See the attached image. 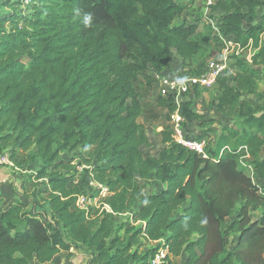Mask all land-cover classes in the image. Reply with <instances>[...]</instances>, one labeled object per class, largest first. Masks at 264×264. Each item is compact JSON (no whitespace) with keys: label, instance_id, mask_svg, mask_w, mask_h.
<instances>
[{"label":"trees","instance_id":"trees-1","mask_svg":"<svg viewBox=\"0 0 264 264\" xmlns=\"http://www.w3.org/2000/svg\"><path fill=\"white\" fill-rule=\"evenodd\" d=\"M36 1L23 15L19 0H4L8 15H0V155L8 152L21 171L41 164L34 178L42 182L51 219L26 211L18 200L0 206V264H50L78 245L92 264H150L163 243L169 261L184 256L181 264H264V28L255 22L263 0L213 6L222 12L218 34L254 53L250 62L235 58L232 83L222 76L214 85L211 108L236 117L238 128L214 134V120L189 102L180 107L184 126L196 121L209 127V134L194 138L207 141L213 133L206 158L176 144L169 125L161 132L164 147L153 155L145 126L137 122L144 107L135 89L139 77L155 89L150 71L161 73L173 53L192 64L199 49L197 24L176 23L184 5ZM156 106L167 110V120L176 110L161 96ZM74 151L85 173L68 188L74 167L59 157ZM151 178L165 188L144 195L139 181ZM91 183L98 192L107 190L101 211L74 207ZM258 209L261 217L253 221L250 211ZM130 212L143 225L122 237L114 231L115 218ZM229 236H236L232 248ZM141 238L157 245L139 251Z\"/></svg>","mask_w":264,"mask_h":264},{"label":"rangeland","instance_id":"rangeland-1","mask_svg":"<svg viewBox=\"0 0 264 264\" xmlns=\"http://www.w3.org/2000/svg\"><path fill=\"white\" fill-rule=\"evenodd\" d=\"M218 0H211L212 5L207 6L206 0H177V2L186 7V10L181 18L176 23H180L182 20H186L190 23L197 24V36L199 39V49L191 61H184L176 54L173 53L170 62L163 71V73H170L173 76L190 75L194 70L203 69L210 61L219 60L222 56L223 42L221 36L218 34L217 21L221 15L220 10L213 9L215 2ZM264 2V0H263ZM4 0H0V15L7 16L8 9L4 6ZM19 13L23 15H30V10L26 7L19 9ZM255 22L262 25L264 28V5L256 10ZM264 38V32H263ZM231 39V38H229ZM254 51L251 48L240 49L235 54V51L231 52L230 60L226 67V72L224 74L228 81L232 83V78L235 73V58L244 60L245 62H250ZM200 66V67H199ZM153 76L155 72L150 71ZM263 87V82L259 83V90ZM135 89L137 94L141 97L144 107L141 116L137 119V122L145 126V130L150 137L154 147L153 155H157L160 150L164 147L161 141V132L163 127L168 124V112L165 109H161L156 106V101L158 99V94L154 88H146L142 78L139 77V81L135 84ZM218 95L217 85L211 86L208 89L195 92L193 94H188L183 97V103L189 102L192 110L204 115L207 120H214L215 122L210 126L215 132L214 134H220L223 127L228 126L232 128H238V120L236 117H225L224 115L217 112L215 109L211 108V103L213 99ZM253 103H257L256 98L253 96L247 97ZM185 129L188 135H200L203 132L209 134L207 130L209 127L202 128L199 122L189 121ZM213 133L211 138L206 141L214 142ZM16 155L18 159H22L23 153L20 150H16ZM78 151H74L70 154H62L59 159L64 161H69L74 167L73 170V180L67 185L68 188H73L77 181L80 180V176L85 172V166L82 165V160L80 159ZM264 155V152H263ZM4 158V161L0 163V206L5 209L13 201H21L25 205L26 211L39 212L41 218L51 219L50 213H44L46 209L45 205V195L41 193L43 190L42 182L36 180L34 177L37 171L41 168V164L38 162L31 163L25 171L18 170L15 168L14 164L9 161V153L0 155ZM93 164V163H92ZM261 185L262 181H257ZM141 192L144 195L151 194L153 192H158L165 188L164 185L159 184L153 178L149 180L139 181ZM92 189L89 186H84L87 195H84V200L79 202L78 198L75 201L74 207L85 209L88 211L90 208L101 211L104 208L103 198L107 195V190L102 189L98 192L94 184L91 183ZM138 209V206L136 207ZM262 210H252L250 211V217L253 221L260 219ZM236 215V213H235ZM233 218L227 219L230 222ZM143 224L137 222L134 219V213L130 212L127 214L117 215L114 222V231L120 236H125L127 233L131 232L133 229L141 227ZM236 236H229V248H232ZM157 245V241H150L146 238H141L138 245L139 251L145 252L150 248ZM90 253L82 245H78L70 249V252L61 251L53 257L50 264H92L90 262ZM184 256L173 258L170 264H181ZM28 264H38L36 260H31Z\"/></svg>","mask_w":264,"mask_h":264},{"label":"built area","instance_id":"built-area-1","mask_svg":"<svg viewBox=\"0 0 264 264\" xmlns=\"http://www.w3.org/2000/svg\"><path fill=\"white\" fill-rule=\"evenodd\" d=\"M19 1L21 8L37 2L36 0ZM206 5H212L211 0H206ZM220 38L223 42L222 56L219 60L210 61L198 75L190 74L178 77L176 75L173 76L170 73H163L164 71L153 75L155 78V90L157 94L163 98L172 99L173 103L176 105V110L169 114L168 120V124L173 131L172 137L174 142L203 158H206L205 147L207 142L204 139H196L193 135H188L184 126L186 121L180 112V107L183 102V97L188 94H193L195 88L205 90L215 85L217 79L224 76L226 72L231 52L235 51L236 54L237 51L241 49L237 44L233 43L231 39ZM3 161L4 158L0 157V163ZM84 199V196L78 197L79 202ZM163 244L150 259V264H170V261L167 259V257H169L168 248Z\"/></svg>","mask_w":264,"mask_h":264},{"label":"clouds","instance_id":"clouds-1","mask_svg":"<svg viewBox=\"0 0 264 264\" xmlns=\"http://www.w3.org/2000/svg\"><path fill=\"white\" fill-rule=\"evenodd\" d=\"M87 19H90V17H88Z\"/></svg>","mask_w":264,"mask_h":264},{"label":"crops","instance_id":"crops-1","mask_svg":"<svg viewBox=\"0 0 264 264\" xmlns=\"http://www.w3.org/2000/svg\"><path fill=\"white\" fill-rule=\"evenodd\" d=\"M167 68V67H166Z\"/></svg>","mask_w":264,"mask_h":264}]
</instances>
